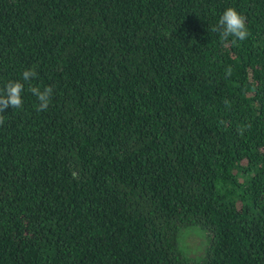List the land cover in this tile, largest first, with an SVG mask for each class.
<instances>
[{
    "label": "trees",
    "instance_id": "1",
    "mask_svg": "<svg viewBox=\"0 0 264 264\" xmlns=\"http://www.w3.org/2000/svg\"><path fill=\"white\" fill-rule=\"evenodd\" d=\"M33 67L54 94L0 113V264H264V0H0V91Z\"/></svg>",
    "mask_w": 264,
    "mask_h": 264
},
{
    "label": "clouds",
    "instance_id": "2",
    "mask_svg": "<svg viewBox=\"0 0 264 264\" xmlns=\"http://www.w3.org/2000/svg\"><path fill=\"white\" fill-rule=\"evenodd\" d=\"M218 32L222 40H227L229 37H233V42L245 41L250 35L246 17L239 13L235 8L228 7L223 14L219 17L217 24L212 29ZM35 67L29 68L23 71L22 81H9L3 91H0V113H3L9 106L13 109H20L23 107L24 101L22 93L25 89V84L29 85L28 91L36 96L39 101L37 111L43 112L48 110L51 103L52 96L54 94L53 86L49 85L42 90L40 87L32 86L31 81L37 77ZM225 75L230 77L232 75L231 67L225 69ZM225 105H228L229 101H224ZM4 123V115L0 114V126ZM243 134V130H241Z\"/></svg>",
    "mask_w": 264,
    "mask_h": 264
},
{
    "label": "rangeland",
    "instance_id": "3",
    "mask_svg": "<svg viewBox=\"0 0 264 264\" xmlns=\"http://www.w3.org/2000/svg\"><path fill=\"white\" fill-rule=\"evenodd\" d=\"M208 244V231L200 224H188L178 229L177 247L185 257L194 261L201 260Z\"/></svg>",
    "mask_w": 264,
    "mask_h": 264
}]
</instances>
